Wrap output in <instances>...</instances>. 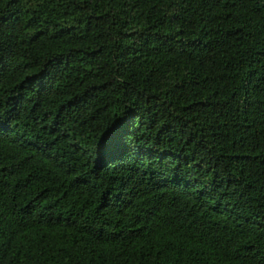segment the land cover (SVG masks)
I'll use <instances>...</instances> for the list:
<instances>
[{"label":"trees","instance_id":"16d2710c","mask_svg":"<svg viewBox=\"0 0 264 264\" xmlns=\"http://www.w3.org/2000/svg\"><path fill=\"white\" fill-rule=\"evenodd\" d=\"M0 264H264V0H0Z\"/></svg>","mask_w":264,"mask_h":264}]
</instances>
